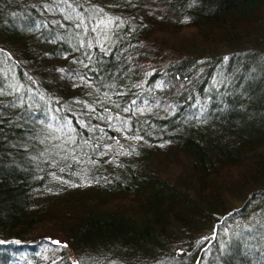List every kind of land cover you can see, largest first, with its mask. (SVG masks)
<instances>
[{
  "label": "trees",
  "instance_id": "trees-1",
  "mask_svg": "<svg viewBox=\"0 0 264 264\" xmlns=\"http://www.w3.org/2000/svg\"><path fill=\"white\" fill-rule=\"evenodd\" d=\"M0 264H264V0H0Z\"/></svg>",
  "mask_w": 264,
  "mask_h": 264
},
{
  "label": "rangeland",
  "instance_id": "rangeland-1",
  "mask_svg": "<svg viewBox=\"0 0 264 264\" xmlns=\"http://www.w3.org/2000/svg\"><path fill=\"white\" fill-rule=\"evenodd\" d=\"M156 13H162L161 9H154ZM168 14V12H166ZM167 14V15H168ZM150 16V15H149ZM152 16V15H151ZM154 16L150 18L153 20ZM151 32L153 33L152 36L149 38L150 43H152L154 46H157L161 49L162 54L168 56L166 59H169V57L172 56H177L178 52L180 51L179 49V43H180V37H184L185 34L191 35L194 33L193 29H187L186 33L185 32H178V33H173L172 31L165 29L164 26L162 27L160 24H155L152 26ZM232 204L233 205H239L238 201L233 199L231 197Z\"/></svg>",
  "mask_w": 264,
  "mask_h": 264
},
{
  "label": "snow or ice",
  "instance_id": "snow-or-ice-1",
  "mask_svg": "<svg viewBox=\"0 0 264 264\" xmlns=\"http://www.w3.org/2000/svg\"><path fill=\"white\" fill-rule=\"evenodd\" d=\"M56 243H59L58 241Z\"/></svg>",
  "mask_w": 264,
  "mask_h": 264
}]
</instances>
